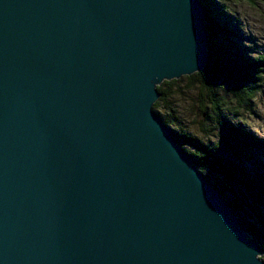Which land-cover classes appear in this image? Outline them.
Segmentation results:
<instances>
[{"label": "water", "instance_id": "obj_1", "mask_svg": "<svg viewBox=\"0 0 264 264\" xmlns=\"http://www.w3.org/2000/svg\"><path fill=\"white\" fill-rule=\"evenodd\" d=\"M207 25L203 0H0V264H264L154 110Z\"/></svg>", "mask_w": 264, "mask_h": 264}, {"label": "trees", "instance_id": "obj_2", "mask_svg": "<svg viewBox=\"0 0 264 264\" xmlns=\"http://www.w3.org/2000/svg\"><path fill=\"white\" fill-rule=\"evenodd\" d=\"M227 1L230 8L239 3V0H203L209 14L216 16L209 19V25L216 28L215 35L209 34L212 45H220L223 39L226 42L217 51L209 46L210 60L199 73L182 77L181 81L164 82L158 88L160 98L154 110L172 128L200 172L227 198L242 231L262 248L264 260V164L260 161L262 156L254 151H264V145L258 148L261 140L251 135L241 120L236 122L241 114L239 109L247 107L252 111L256 89L245 82L264 80V54L242 55L249 47L238 43V38H243L240 24L228 13ZM228 31L233 32L231 40L226 37ZM215 52L218 56L212 58ZM214 60L231 65L234 72ZM194 89L197 93L195 96L193 93L192 101L199 121L191 128L183 106L189 102L188 92ZM231 100L236 108L229 107ZM212 138L217 141H211ZM247 159L255 163L253 171H246Z\"/></svg>", "mask_w": 264, "mask_h": 264}, {"label": "rangeland", "instance_id": "obj_3", "mask_svg": "<svg viewBox=\"0 0 264 264\" xmlns=\"http://www.w3.org/2000/svg\"><path fill=\"white\" fill-rule=\"evenodd\" d=\"M250 3H254V5ZM227 5L229 7V2ZM204 6L207 12L208 19L210 18L216 19L215 15L209 14L205 3H204ZM225 11L228 12L227 10ZM229 11L230 12L228 13H231L232 19H235L240 24L239 26H240L243 38H238V41H239L238 43L240 45H245L246 47H249L248 52L243 51L242 55L246 57L248 56L254 57L255 55L259 53L264 54V0H239V3L236 6H234L233 8L229 7ZM207 26H208V33L215 35L216 28L210 25H207ZM217 32H218V29H217ZM231 34H233V32L231 31H228L226 33L227 39L229 37L228 40L232 39ZM211 36L208 35V40H209L208 47L212 46V48H214L217 51V49L220 48V45L222 46L223 43L226 42V39L220 40L221 41L220 45H217L216 43L212 45ZM214 56H218L216 52L215 54L214 53L212 54V58H214ZM223 56H224V53H223ZM214 61L218 62L216 60ZM218 63L221 64V62H218ZM221 65L227 68L228 70L229 69L232 70L231 72H234V68L231 65L229 66H226L224 64H221ZM181 79L176 80V81H181ZM261 81L262 82L256 80L254 81V83L249 82V81L245 82L251 89L252 88L256 89V91H253L255 92V96H254L255 99L253 100V108H252V111L249 110L247 107L241 108L242 110L239 109L240 110L239 112L241 114H239V118L236 120V122L238 120H241L242 123L244 124L243 126L249 129L248 132L251 135L252 133L255 134L261 140L260 143H258L259 145L258 148H260L261 144L262 145L264 144V80H261ZM220 84H222V86L225 85L223 82L222 83L220 82ZM258 87H261V90L260 89L258 90L257 89ZM193 93L195 96L197 93V90L194 89L193 92L191 91L188 92L189 96L186 98L189 101L187 102L188 106L187 105L183 106L184 110L188 112L187 122L189 123V126H191V128L195 123L199 121L198 117L196 116L197 115L196 106L193 105V101H192ZM226 101H228L227 97H226ZM229 104H230L229 107H233V108L237 107V105L234 104L233 100H231ZM245 108H247L248 110ZM187 122L186 124H188ZM211 141L214 142V141H217V139L212 138ZM254 151L259 156H262V158H260V161L262 164H264V151L261 150L259 153L257 150H254ZM223 157H225V155H223ZM244 165H245L246 171L250 172L251 170L253 171V167L255 163L247 159Z\"/></svg>", "mask_w": 264, "mask_h": 264}, {"label": "bare ground", "instance_id": "obj_4", "mask_svg": "<svg viewBox=\"0 0 264 264\" xmlns=\"http://www.w3.org/2000/svg\"><path fill=\"white\" fill-rule=\"evenodd\" d=\"M227 31V30H226ZM256 33V32H255ZM229 39V37H228ZM225 40V39H224ZM257 40V39H256ZM209 41V40H208ZM199 73V72H198ZM196 74V73H195ZM194 75V74H193ZM192 76V75H191ZM156 104V103H155ZM171 129V128H170ZM172 130V129H171ZM191 130V129H190ZM174 133V132H173ZM239 144V143H238ZM264 145V144H263ZM256 166V165H255ZM255 243V242H254Z\"/></svg>", "mask_w": 264, "mask_h": 264}]
</instances>
